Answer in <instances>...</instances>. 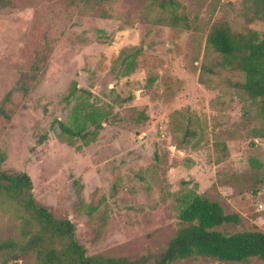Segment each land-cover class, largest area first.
I'll use <instances>...</instances> for the list:
<instances>
[{
    "label": "rangeland",
    "instance_id": "obj_1",
    "mask_svg": "<svg viewBox=\"0 0 264 264\" xmlns=\"http://www.w3.org/2000/svg\"><path fill=\"white\" fill-rule=\"evenodd\" d=\"M251 1L177 0L174 14L188 29L172 27L145 0L108 8L98 1L12 0L0 12L6 156L0 170L26 173L35 203L73 223L87 256L130 257L165 247L186 226L177 215L189 190L239 215V224L215 230L264 233V186L255 185L264 177V118L233 86L244 74L207 44L215 23L261 36L264 20ZM32 68L38 73L28 75L35 77L28 94L3 103ZM72 81L78 91L68 103ZM77 103L109 113L93 140L60 133L59 122L68 123ZM25 219L33 221L0 196V242L16 245L0 251V264H34L26 247L35 228ZM176 264L264 262L196 257Z\"/></svg>",
    "mask_w": 264,
    "mask_h": 264
},
{
    "label": "trees",
    "instance_id": "obj_2",
    "mask_svg": "<svg viewBox=\"0 0 264 264\" xmlns=\"http://www.w3.org/2000/svg\"><path fill=\"white\" fill-rule=\"evenodd\" d=\"M81 1L89 5L98 1L108 8L119 0ZM145 1L148 9L167 15L172 27L189 28L186 19L174 14L179 7L177 0ZM251 3L255 6L254 15L264 20V0H252ZM11 6L12 0H0V12ZM207 44L223 57L226 65L244 74V82L233 86L241 89L256 103L264 118V33L261 36L254 32L237 35L231 32L227 23H215L207 37ZM39 60L42 66L44 59L41 54L40 58H36V61ZM42 72L43 68H40V73ZM37 73L38 69L34 68L24 72L2 102H8L18 92L28 94L35 80V77L29 78L28 75ZM77 91L76 82L72 81L64 99L69 103ZM83 107L85 108L77 103L69 115L68 123L59 122L60 133L68 139L79 138L86 142L93 140L103 123L107 124L108 112L95 108H85V111L81 112ZM89 125L93 127L92 132L86 131ZM45 139L46 135H42L37 142L41 144ZM5 158V154L0 151V164ZM255 185L264 186V177L257 179ZM0 196L15 202L32 218L33 221L25 219L26 224L35 228L26 248L34 252V264H176L178 261L196 257L242 263L256 258L264 262V233L253 230L224 234L215 230L222 225L239 224V215L225 214L217 202L203 198L193 190L184 193L180 199L181 207L177 217L179 222L186 226L178 229L165 247L145 254L119 258L102 254L87 256L75 237L73 223L68 219H56L49 210L35 203L31 180L26 173L0 170ZM91 212L93 210L89 209L87 214L90 215ZM9 248H16L13 241L0 242V251Z\"/></svg>",
    "mask_w": 264,
    "mask_h": 264
}]
</instances>
